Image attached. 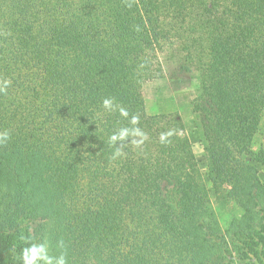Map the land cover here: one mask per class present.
Returning a JSON list of instances; mask_svg holds the SVG:
<instances>
[{
  "label": "trees",
  "instance_id": "trees-1",
  "mask_svg": "<svg viewBox=\"0 0 264 264\" xmlns=\"http://www.w3.org/2000/svg\"><path fill=\"white\" fill-rule=\"evenodd\" d=\"M165 50L198 73L204 177L181 116L146 111ZM0 80V256L15 264L45 243L66 264H225L234 244L208 185L250 224L263 208L242 156L264 127V0H0ZM133 115L146 139L112 160L109 136Z\"/></svg>",
  "mask_w": 264,
  "mask_h": 264
},
{
  "label": "rangeland",
  "instance_id": "rangeland-1",
  "mask_svg": "<svg viewBox=\"0 0 264 264\" xmlns=\"http://www.w3.org/2000/svg\"><path fill=\"white\" fill-rule=\"evenodd\" d=\"M168 51L165 50L158 54L163 71L149 79H143L141 90L146 111L149 115L178 113L181 116L185 133L192 143L198 160L201 176L204 177L207 169V156L201 130L197 125V118L192 108L193 100L198 94V73L195 70L191 73L180 72L178 70L179 54L174 57ZM261 148H264V127L256 136L251 150L242 156L243 160L256 167L259 178L264 184V166L254 162L255 154ZM208 187L215 220L223 232L229 236V242L234 244L230 247L231 252H234L233 256L228 257L225 264H264V197L262 199L263 208H259L258 211L255 209L251 213V217L254 215V220L250 224L249 221L241 219L244 212L233 203L226 205L225 208H220L217 204L215 190L210 185ZM226 190L227 188L223 189L224 193ZM235 224L238 229L233 228ZM47 245L46 243L44 245L46 249H48ZM17 257V254H13L9 258L0 256V264H15ZM41 264L44 262L42 261Z\"/></svg>",
  "mask_w": 264,
  "mask_h": 264
},
{
  "label": "clouds",
  "instance_id": "clouds-1",
  "mask_svg": "<svg viewBox=\"0 0 264 264\" xmlns=\"http://www.w3.org/2000/svg\"><path fill=\"white\" fill-rule=\"evenodd\" d=\"M10 80H0V93H6ZM103 109L106 113L111 114L119 112L121 117L129 118V112L124 107L120 106L114 98H105L103 100ZM132 127H121L116 132L109 136V145L113 147L111 159L117 160L124 156L123 145L126 144L132 137H143L146 135L138 127V117L133 115L129 119ZM11 139V133L8 130L0 131V145L6 144ZM132 143H138L136 140H131ZM23 264H66L64 256L59 258L50 257L47 254V249L43 244H32L30 247L23 249L22 253Z\"/></svg>",
  "mask_w": 264,
  "mask_h": 264
}]
</instances>
